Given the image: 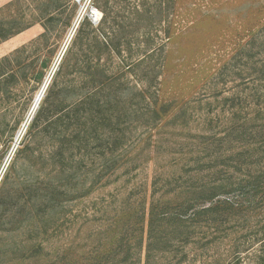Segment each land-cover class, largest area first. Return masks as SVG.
I'll return each mask as SVG.
<instances>
[{
    "label": "rangeland",
    "instance_id": "1",
    "mask_svg": "<svg viewBox=\"0 0 264 264\" xmlns=\"http://www.w3.org/2000/svg\"><path fill=\"white\" fill-rule=\"evenodd\" d=\"M100 6L0 0V264H264V0H109L123 56ZM179 197L189 240L150 250L148 213Z\"/></svg>",
    "mask_w": 264,
    "mask_h": 264
},
{
    "label": "trees",
    "instance_id": "2",
    "mask_svg": "<svg viewBox=\"0 0 264 264\" xmlns=\"http://www.w3.org/2000/svg\"><path fill=\"white\" fill-rule=\"evenodd\" d=\"M100 1V0H98ZM104 2V8L100 6L102 11V17L99 21L100 27L103 31H105L106 39L105 43L107 48L112 51V53L116 55H122L126 54V51L132 46L133 41L129 39V35H126L125 32H127L126 27H130V25H127V22L125 19H121L119 22L118 15L113 14V12L110 11L109 7V0H103ZM144 5V3H142ZM109 7V8H108ZM141 7H139V10L135 8V12L138 15V17H141ZM118 14V13H117ZM149 12L147 13V15ZM137 17V18H138ZM149 17V16H148ZM120 23V27H118L116 24ZM151 26V23L149 27ZM145 30L148 29V27H144ZM151 28V27H150ZM118 33L120 34L118 36ZM167 38H170L171 32L168 30L165 31ZM144 57L139 58L135 63H132L133 65L140 64L143 62L147 57L150 56V54L145 51ZM132 65V66H133ZM42 73H40V77ZM53 87L50 89V91L47 94L46 100L44 102V105L42 106V109L39 110L36 117L33 119L32 125H35V121H38L43 125V131H48L52 127H54L59 120H61L64 116H58L56 119H54L55 112L57 111L58 107L55 106L54 108L47 110V106L52 101V92ZM96 95H89L86 97L85 101H88L89 107H90V114H93V111L91 112L92 107H94L95 104H98V101H95ZM145 98V97H144ZM84 101V102H85ZM80 106H82L80 104ZM100 106L102 108L109 107L108 101H101ZM44 109V114L43 113ZM83 109V108H82ZM156 114V113H155ZM99 136L96 141H100ZM113 151V149H110ZM111 155V154H110ZM59 174H62L65 172V169L62 167L59 171H57ZM9 176L8 173L5 174L3 182L0 186V197L1 194L5 192V186L7 184ZM23 189L22 185H18V189L14 191L15 193L21 192ZM219 192H224V186L223 185H217L215 187H212L209 189L210 197L214 198L215 196L219 195ZM15 193L13 194L15 196ZM195 198L193 197H185V198H175V199H166L165 201H159L156 203L155 207H152L150 210V213H148V219H147V226H146V238L148 243V248L151 250L152 245L156 244L157 246H160L163 248V250H167L164 246L160 245L164 242H167V244H176L180 243L182 241H188L190 238V229L193 225V220L196 218L197 211L195 210ZM233 203L229 200H219L216 202L215 205H212L207 208H202L198 210L200 214H204L208 211H218L224 210V207L232 206ZM231 208V207H230ZM158 234H164L165 237H158ZM169 234L170 237H169Z\"/></svg>",
    "mask_w": 264,
    "mask_h": 264
},
{
    "label": "water",
    "instance_id": "3",
    "mask_svg": "<svg viewBox=\"0 0 264 264\" xmlns=\"http://www.w3.org/2000/svg\"><path fill=\"white\" fill-rule=\"evenodd\" d=\"M41 96V94L38 95V97L36 98V102L38 101L39 97Z\"/></svg>",
    "mask_w": 264,
    "mask_h": 264
}]
</instances>
